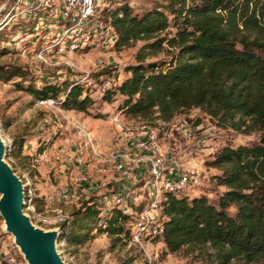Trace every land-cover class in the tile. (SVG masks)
I'll return each instance as SVG.
<instances>
[{"label": "trees", "instance_id": "1", "mask_svg": "<svg viewBox=\"0 0 264 264\" xmlns=\"http://www.w3.org/2000/svg\"><path fill=\"white\" fill-rule=\"evenodd\" d=\"M110 14L117 47L146 43L127 67L130 76L103 93L105 101L120 94V110L154 124L196 107L239 132L264 130V0H155L141 14L127 3ZM170 28L173 36H161ZM165 44L177 49L169 61L146 62L150 53L145 49L162 50ZM6 72L0 68V77L6 78ZM29 90L37 99L63 93L60 103L68 110L86 112L95 103L90 88L78 79H45L40 85L32 79ZM15 148L8 149V157ZM207 164L221 170L214 180L224 190L213 199L166 192L161 203L165 231L159 240L167 252L186 250L204 264H264V136L225 145ZM26 199H31L28 186ZM100 201V196L90 197L74 210L69 232L59 240L83 244L94 230L117 241L132 239V215L116 207L103 216ZM33 202L44 210L42 197Z\"/></svg>", "mask_w": 264, "mask_h": 264}, {"label": "rangeland", "instance_id": "2", "mask_svg": "<svg viewBox=\"0 0 264 264\" xmlns=\"http://www.w3.org/2000/svg\"><path fill=\"white\" fill-rule=\"evenodd\" d=\"M154 1L126 0V3L134 14H141L151 8ZM23 25L22 21L14 24L9 18L0 31V50L5 48V52L0 53V68L7 71L5 74L8 75L6 78L0 77V129L9 143L8 149L16 145L14 155L9 157L7 155V160L32 191L29 193L32 199L34 197L44 199L41 193L47 190L63 194L64 202L56 203H59L63 213L70 215L72 219L74 210L86 199L98 198L101 192L99 185L101 176L95 170L98 159L88 146L89 138L84 131L92 133L99 153L106 154L113 148H118L117 138L124 132L122 130L126 131L143 124L158 126L165 148L173 149L180 163L195 166L201 172V184L190 187L185 194L192 198L207 195L211 199L224 190V187L216 185L214 180V175L220 174L221 170L207 164L212 154L225 145L236 147L254 143L264 136V130L244 133L234 130L232 126L219 124L204 110L196 107L178 112L168 122L157 120L156 124L140 116L128 114L119 108L123 102L120 94H117L112 102H107L103 99L99 86L105 78L115 74L121 77L119 81L123 80L129 74L127 67L136 63L137 53L145 41L138 40L121 48L100 42L63 55L52 54L43 60L38 57L37 49L31 46V41L25 46L17 42L16 37ZM174 32L175 29L170 28L167 32L161 33V36L171 37ZM147 51L150 54L146 62L169 61L177 49L165 44L162 50L145 49V52ZM19 70L26 75H15V71ZM108 71L112 72L111 76ZM32 79L36 80V85H40L45 79L59 82L65 79H78L90 88L95 103L86 112L68 110L61 106L62 93L59 98H54L59 103L48 107L41 104V99L35 98L29 90ZM184 120L189 122L193 131L192 137H187L183 129H179ZM215 125L217 129L213 128ZM205 129L210 132H204ZM164 132H167L166 136L163 135ZM80 149L85 152V163L81 167L78 163ZM59 154L64 157V161L56 159ZM78 173L88 176L90 181L81 183L82 186L76 189L80 195L79 199L74 200L71 197L76 187L73 177ZM139 185L135 180H131L130 186H133L137 194L143 193ZM108 186L113 188L114 183ZM143 210H147L146 204ZM26 211L31 213L38 225L54 227L41 221L38 216L40 213L43 215L55 213L52 206H46V202L44 210L40 211L33 200L31 203L28 201ZM140 214L141 211L132 213V229H135L137 221L140 220ZM149 214L158 218L161 217V210L149 211ZM2 226L3 218L0 216L1 251H10L18 264H26L19 250L13 245V236L6 234ZM92 235V238L83 244L58 241V249L68 264H128L127 261H131L130 264H204L186 250L177 253L167 252L165 244L159 239L145 238L137 241L124 238L117 241L108 233L97 230H94ZM233 264L246 263L235 261Z\"/></svg>", "mask_w": 264, "mask_h": 264}, {"label": "built area", "instance_id": "3", "mask_svg": "<svg viewBox=\"0 0 264 264\" xmlns=\"http://www.w3.org/2000/svg\"><path fill=\"white\" fill-rule=\"evenodd\" d=\"M7 2L6 11L0 18V31L9 18L14 24L22 21L24 27L16 37L17 42L25 46L31 41V46L38 51V57L46 60L49 55H63L100 42L115 45L117 34L110 11L126 3V0H0V7ZM28 15L32 17L28 18ZM119 16L122 17L123 12L120 11ZM120 79V76L105 78L99 86V91L104 93L116 86ZM40 103L53 107L59 102L54 98H47L41 99ZM180 128L187 137L193 136L188 121H182ZM213 128L217 129V125ZM122 131L124 132L117 138L118 148H113L106 154L99 153L92 133L84 131L89 138L88 146L98 159L95 170L101 176V213L107 216L117 207L132 215L133 212L139 211L138 206L144 209L146 204L147 210H141L140 220L137 221L135 229H132V239H159L165 231L163 218H156L150 215L149 211L161 210L166 192L180 196L190 187L199 186L201 172L195 166L180 163L175 151L170 147L165 148L158 126L143 124ZM204 132L210 131L205 129ZM163 135L166 136L167 132ZM84 153V150L80 149L79 167L85 163ZM56 159L64 161L60 154ZM132 179L140 184L139 189H142L143 193L137 194L133 186H130ZM73 180L76 187L71 197L75 200L80 196L76 189L82 186V182L88 183L90 180L83 173L76 174ZM111 183H114L113 188L108 186ZM29 193L32 191L29 190ZM32 200L31 197L29 203ZM32 208L34 210L33 206ZM54 212L53 215L40 213L38 216L41 221L59 227L61 233L67 235L72 217L62 210ZM63 240L66 241V237ZM0 260L8 264H18L10 251H1V248Z\"/></svg>", "mask_w": 264, "mask_h": 264}, {"label": "water", "instance_id": "4", "mask_svg": "<svg viewBox=\"0 0 264 264\" xmlns=\"http://www.w3.org/2000/svg\"><path fill=\"white\" fill-rule=\"evenodd\" d=\"M7 4L0 7V18ZM8 147L9 143L0 129V216L3 218V231L13 236V245L26 264H68L58 249L60 228L40 226L26 211V184L7 160Z\"/></svg>", "mask_w": 264, "mask_h": 264}, {"label": "crops", "instance_id": "5", "mask_svg": "<svg viewBox=\"0 0 264 264\" xmlns=\"http://www.w3.org/2000/svg\"><path fill=\"white\" fill-rule=\"evenodd\" d=\"M129 74L126 76H130V72H128ZM102 191L99 193V196H102ZM41 196H44V200L46 202V206H52V210H61L59 203L60 202H64L65 197L63 196V194L61 193H57L55 191H44L41 193ZM54 200V201H53ZM56 201H59V203H56Z\"/></svg>", "mask_w": 264, "mask_h": 264}]
</instances>
